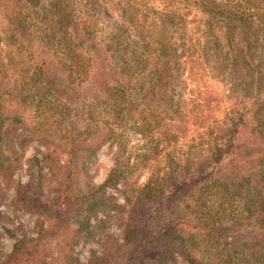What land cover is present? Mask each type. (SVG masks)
I'll use <instances>...</instances> for the list:
<instances>
[{
	"label": "trees",
	"instance_id": "obj_1",
	"mask_svg": "<svg viewBox=\"0 0 264 264\" xmlns=\"http://www.w3.org/2000/svg\"><path fill=\"white\" fill-rule=\"evenodd\" d=\"M42 1H27L21 8L20 0H0L1 33L8 46L32 42L29 35L33 31L23 19ZM74 1L87 12L94 2ZM157 2L163 8L154 11L161 13L170 29L163 31L157 42H152V35L135 33L143 52L134 53L132 60L126 58L122 35L130 27H146L149 18L121 0L114 3L120 22L104 11L119 25L105 42L106 46L119 47L120 59L108 68L101 65L93 83L103 95L115 98L112 108L121 122H132L141 133L161 130L166 147L176 150L190 135L197 134L200 141L190 146L193 153L185 159H176L175 151L172 158L168 154L167 170L152 175L143 187L132 192L129 188L131 195L122 205L104 193H82L80 178L87 176V161L109 137L97 129L85 133L78 125L72 126L63 136L69 155L65 162L61 161L64 153L53 150L45 154L51 171L45 196L50 202L41 213L37 236L17 241L0 264H78L74 247L91 235L86 220L90 212H113L122 229L119 238L102 240L101 253L92 256V263L173 264L182 259L189 264H264V0ZM47 7L40 9L39 16L47 14ZM73 33L83 45L94 37L78 29ZM1 53L0 48V90L5 89L15 105L0 119V129L8 126L17 132L25 123L18 99H22L26 83L9 73ZM42 54L50 56L51 51L45 47ZM50 62L48 59L37 71L36 82L44 90L37 88L31 94L50 92L55 94L54 100L67 98L68 91L57 83L59 76L65 79L64 71L50 67ZM134 68L141 77L131 72ZM79 70L77 64L69 67L73 74ZM186 73L196 85L190 90L198 115L194 121L186 111V87L180 84ZM107 75L113 81L126 79V84L113 91ZM210 80L214 87L207 84ZM216 86L226 95L219 94ZM128 90L135 92L134 98L128 97ZM156 108L161 110L154 112ZM156 149L140 161L146 164L143 166H154L160 153ZM226 160L227 164L221 165ZM11 173V165L0 161L6 185L12 184ZM41 182L36 183V189ZM50 182H56V187ZM15 199L34 204L19 188ZM74 223L78 224L76 229ZM48 238H53L57 247L52 253ZM208 243L214 246L208 247Z\"/></svg>",
	"mask_w": 264,
	"mask_h": 264
},
{
	"label": "rangeland",
	"instance_id": "obj_2",
	"mask_svg": "<svg viewBox=\"0 0 264 264\" xmlns=\"http://www.w3.org/2000/svg\"><path fill=\"white\" fill-rule=\"evenodd\" d=\"M27 1L34 4L39 3L40 0H20L19 6L25 8ZM116 1L118 0H94L92 8L87 12L85 6L74 0H43L40 7L37 5L36 10L24 15L23 21L30 25V30L33 31L29 35L32 40L29 44L9 43L8 46L7 41H3L0 26L1 54L8 65L9 73L20 83L23 81L26 83L22 99H18L19 105H22L24 125L17 132L8 126L0 129V161H3L5 166L11 165L12 171L11 185H6L0 175V260L9 256L17 241L37 236L40 230L39 223L42 220L41 213L50 202L49 197L45 196L49 192L47 177L51 173L45 162V154L53 150L64 153L61 155V161L62 164L65 162L69 155L68 152L66 153L67 143H64L63 136L73 129L72 126L78 125L85 133H88L89 129H97L98 132H106L109 137V140L87 161V176L81 175L80 178L82 193L95 196L104 193L114 197L122 205L133 189L143 187L152 175L159 176L167 170L168 154H171L169 158H172V152L175 151L176 159L188 158L193 153L190 146L200 141L195 134L188 137L185 145L180 143L176 150L166 147V143L161 138V130L141 133L135 130L138 128L133 126L132 122H121L117 114L114 115L112 108L115 98L103 95L95 87L93 78L99 67L105 65L108 68L111 63L115 64L120 59L117 52L119 47L106 46L107 42H105L119 25L117 26L115 21L105 15L104 11L114 15V19L118 22L121 21L114 7ZM121 1L139 10L140 16L149 18V25L146 27L141 25L130 27V31L122 35L121 43L126 46V58L132 60L134 53L139 55L143 52L137 33L143 32V37L152 35V42H157L159 37L165 34L163 31H167L170 27L168 22L161 18V13L154 11L163 8L157 0ZM46 6H48L47 14L39 16L40 9ZM66 15H69V18H65ZM75 29L80 33H91V36H94L93 40H87L84 45L79 43V37L73 33ZM45 47L51 51L50 56L42 54V49ZM48 59L53 61L50 62V67L62 68L64 71L65 79L57 74L60 77L57 83L68 91L67 98L62 96L54 100L52 97L55 94L50 92L38 95L37 91L36 95L31 94L37 88L44 90L43 86H39L36 82L37 71L42 64L48 62ZM71 64L75 66L77 64L80 70L73 74L69 71ZM131 72H136L135 77H141L137 68ZM107 79L109 88L113 91L119 90L121 85L126 84V79L113 81L110 75H107ZM181 80L184 81L180 83L181 86L184 84L186 87L184 98L187 99L186 111L194 121L198 115L190 99V90L196 85L191 82L188 73L184 74ZM207 84L214 87L211 80ZM214 89L222 96L226 95L220 92L217 86ZM128 91V97L134 98L135 92ZM14 105L6 90H0V119ZM159 108L154 112H159L161 110ZM77 117L78 121L75 123L74 119ZM149 134L151 136L146 138L145 135ZM155 147H157L155 152L160 153L153 162L154 166L147 168L143 166L146 164L142 165L140 161L145 155L151 156ZM227 162L228 160L221 165ZM33 178L34 183L31 184ZM39 180L42 182L36 189L35 185ZM51 185L56 187V182ZM27 186H30V189L26 188ZM18 188L23 194L31 197L34 204L30 205L27 201L24 204L18 203L15 199ZM129 188L130 193H128ZM112 213L87 214L86 220L91 235L88 236L89 238L81 239L74 247V256L78 264H97L91 262L92 256L101 253L102 240L105 237L121 236L122 229ZM73 227L76 229L78 224L74 223ZM47 242V247L51 245L50 253L54 252L57 247L53 238H48ZM211 246L214 244L208 243V247ZM173 264L189 263L178 259Z\"/></svg>",
	"mask_w": 264,
	"mask_h": 264
}]
</instances>
